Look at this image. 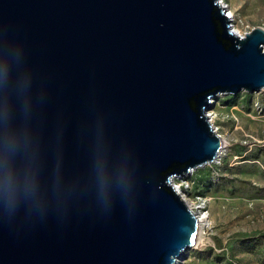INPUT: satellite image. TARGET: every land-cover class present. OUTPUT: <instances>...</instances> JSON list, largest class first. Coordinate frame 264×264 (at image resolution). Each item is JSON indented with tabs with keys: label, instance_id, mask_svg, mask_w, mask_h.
Listing matches in <instances>:
<instances>
[{
	"label": "water",
	"instance_id": "1",
	"mask_svg": "<svg viewBox=\"0 0 264 264\" xmlns=\"http://www.w3.org/2000/svg\"><path fill=\"white\" fill-rule=\"evenodd\" d=\"M264 90V29L219 0H0V264H178L173 185L214 163L219 95Z\"/></svg>",
	"mask_w": 264,
	"mask_h": 264
},
{
	"label": "rangeland",
	"instance_id": "2",
	"mask_svg": "<svg viewBox=\"0 0 264 264\" xmlns=\"http://www.w3.org/2000/svg\"><path fill=\"white\" fill-rule=\"evenodd\" d=\"M219 1L243 33L264 29V0ZM212 103L207 114L227 144L214 163L190 176L188 197L205 204L200 212L208 220L200 246L178 264H264V90L219 95Z\"/></svg>",
	"mask_w": 264,
	"mask_h": 264
},
{
	"label": "bare ground",
	"instance_id": "3",
	"mask_svg": "<svg viewBox=\"0 0 264 264\" xmlns=\"http://www.w3.org/2000/svg\"><path fill=\"white\" fill-rule=\"evenodd\" d=\"M226 12H227V14H228V16L231 18V22L233 23L232 25H233V29H234V31L239 35V36H244L245 35V33H243L238 27H237V25L235 24V16H234V14L231 12V11H227V9H226ZM208 119H209V121H210V123L212 124V126H213V128L216 130V132H217V129H216V124H215V116L213 115V114H211V113H209L208 114ZM218 133V132H217ZM224 141V147H223V150H222V152L224 151V149L226 148V141L225 140H223ZM222 152H221V154H222ZM221 154H220V156H221ZM219 156V157H220ZM191 208H192V206H190ZM195 211V210H194ZM195 213H196V215H197V217L199 218V235H198V239H197V243H196V246L195 247H198V246H200V244H201V242H202V233H203V230H202V226H203V223L205 224V222L208 220V214H205L204 212H197V211H195ZM204 228V227H203ZM182 260V259H181ZM181 260H179V261H181Z\"/></svg>",
	"mask_w": 264,
	"mask_h": 264
},
{
	"label": "built area",
	"instance_id": "4",
	"mask_svg": "<svg viewBox=\"0 0 264 264\" xmlns=\"http://www.w3.org/2000/svg\"><path fill=\"white\" fill-rule=\"evenodd\" d=\"M196 171V170H195ZM195 171H193L188 177L183 178V179H175L173 181V185L175 186V188L177 189V191L180 193V195L183 197V199L187 202V204L190 206H192V208L190 207V209L195 213V211L200 212V211H204L205 212V204L203 205H195V203L193 201H191V199H189V195H190V191L192 190L193 185H190L189 180H190V176H192ZM193 184V182H192ZM195 210V211H194ZM208 213V212H206ZM196 214V213H195Z\"/></svg>",
	"mask_w": 264,
	"mask_h": 264
}]
</instances>
